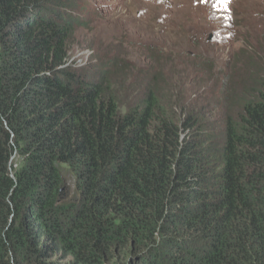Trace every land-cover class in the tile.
I'll use <instances>...</instances> for the list:
<instances>
[{"label":"trees","instance_id":"1","mask_svg":"<svg viewBox=\"0 0 264 264\" xmlns=\"http://www.w3.org/2000/svg\"><path fill=\"white\" fill-rule=\"evenodd\" d=\"M71 1L0 0V264H264V48L76 64Z\"/></svg>","mask_w":264,"mask_h":264},{"label":"rangeland","instance_id":"2","mask_svg":"<svg viewBox=\"0 0 264 264\" xmlns=\"http://www.w3.org/2000/svg\"><path fill=\"white\" fill-rule=\"evenodd\" d=\"M69 9L77 20L70 61L118 63L126 74L156 65L153 58L196 74L226 65L250 45L264 48V0H72ZM59 167L63 201L77 199L75 174Z\"/></svg>","mask_w":264,"mask_h":264},{"label":"snow or ice","instance_id":"3","mask_svg":"<svg viewBox=\"0 0 264 264\" xmlns=\"http://www.w3.org/2000/svg\"><path fill=\"white\" fill-rule=\"evenodd\" d=\"M220 2L225 4V6H226V0H220Z\"/></svg>","mask_w":264,"mask_h":264}]
</instances>
